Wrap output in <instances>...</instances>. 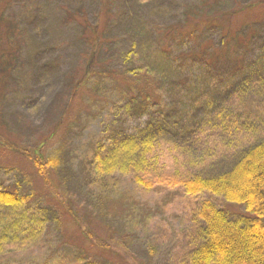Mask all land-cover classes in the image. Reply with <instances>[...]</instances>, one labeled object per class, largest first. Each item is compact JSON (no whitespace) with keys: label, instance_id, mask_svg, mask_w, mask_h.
I'll return each instance as SVG.
<instances>
[{"label":"rangeland","instance_id":"obj_1","mask_svg":"<svg viewBox=\"0 0 264 264\" xmlns=\"http://www.w3.org/2000/svg\"><path fill=\"white\" fill-rule=\"evenodd\" d=\"M258 1L256 9L230 15L221 26L194 32L201 33L200 38L190 36L191 28L184 29L189 16L220 18L229 8ZM129 2L144 22L135 23L141 28L133 32L127 30L128 15H132L126 7ZM261 4L262 0H0V186L24 195L23 209L42 214L44 225L39 237L8 253L0 264L84 260L187 264L200 234L197 208L203 199L212 198L232 218L246 215L240 205L209 193L188 195L182 186L154 183V176L143 172L154 183L152 188L136 183L131 173L100 177L93 172L92 157L110 137H130L142 129L151 132L152 127L160 129L165 139L174 140L186 132V122L181 126L186 119L180 113L188 94L178 97V110L169 118H163V105H145L144 113L132 117L135 92L118 90L131 80L115 78L116 72L126 68L132 48L149 47L139 54L145 59L150 45L158 51L208 47L211 73L234 83L229 82V94L225 88L217 90L216 110L205 105L194 110L198 116L203 109L212 116L226 108L244 113L238 121L230 117L240 131L231 138L223 129L211 130L203 154L195 152L191 158L173 141L154 139V154L159 164L170 166L160 173L163 177L173 172L214 175L231 168L245 147L264 136V92L262 87L254 88L264 72V61L250 64L264 47ZM246 64V77L234 76ZM83 74L89 75L80 88L77 84ZM202 76L214 83L209 84V92L222 83L208 73ZM245 78L250 95H233L243 87L238 81ZM194 84L190 77L187 85ZM38 148L58 156L49 172L51 184L34 164L33 151ZM200 158L204 164L198 163ZM188 159L196 166H190Z\"/></svg>","mask_w":264,"mask_h":264},{"label":"trees","instance_id":"obj_2","mask_svg":"<svg viewBox=\"0 0 264 264\" xmlns=\"http://www.w3.org/2000/svg\"><path fill=\"white\" fill-rule=\"evenodd\" d=\"M148 1L151 0H147V3ZM258 3L259 1L229 8L222 13L221 19L210 16H189L191 18L184 25L186 26L184 29L191 28L190 36L193 34L194 38H200L201 33L196 35V31L200 29L209 31L212 27L221 26L222 19L228 18L230 15L234 16L239 12L254 10L258 7ZM261 5H264V0H262ZM139 6L143 8L146 5L139 4ZM148 6L150 5L148 4ZM126 7L129 8L127 11L130 10L131 14H134V17L128 15L131 20L127 29L129 32H133L134 29L141 28L140 25H134L135 23L143 24L144 22L140 21L141 18H137L133 4L129 2ZM118 13H121V10ZM143 27L147 32H150L148 25H143ZM184 32L187 33L185 30ZM95 35L98 36L97 31ZM179 35L183 34L180 33ZM143 48L146 47L142 45L138 47L137 45V47L132 48L127 54L128 62L124 71L115 73L116 80L120 76L125 77V83H127L128 78L131 80L125 86H119L118 90L123 93L135 92L136 95L131 98L132 117L144 113L145 105H163L164 107H161L166 110L164 119L169 118V115L174 111L177 112L178 97H185L188 94V97L184 98L185 103L181 105L184 112L180 113L186 119L181 124L184 126L183 123L186 122V132L180 138L165 139L160 129L152 127L151 132H144L142 129L138 134L130 137H110L107 144L101 145L100 149L95 150L92 157L93 172L100 177L116 173H131L136 183L147 188H152L154 183H164L168 186L180 185L188 195L198 196L209 193L225 202L244 207L246 215L232 218L212 198L203 199L197 208V218L201 221L200 234L190 249L187 264H264V136L259 141L245 147L231 168L214 175L202 173L184 175L173 172V175L163 177L160 173H164L170 166L167 167L164 163L159 164L157 161L159 157L154 154L157 145L152 140H158V138L173 141L175 148L178 144L182 151H186L189 158L195 152L197 155L203 154L206 139L211 136L208 134L211 130L219 132L223 129L226 132L225 136L228 135L233 138L240 130L237 126L238 123L231 121L230 117H234L238 121L240 115L244 113L240 114L238 111L235 114L233 109L228 110L226 108L219 111L218 115L212 116L208 110L203 109L204 112L198 116L194 109H199L205 105L213 111L216 110L219 106L213 104L218 100V92L225 88L226 94H229L231 91L230 84L234 82H223L211 73L210 64L213 59L208 47L190 48L188 46L179 49L166 47L164 50L159 49L160 51H158L157 47L150 45V51H148L146 58L140 59L139 54L144 51ZM255 54L258 56L256 58L253 56L250 64L262 63L264 61V47L258 49ZM171 59L173 62L170 61ZM247 66L248 64L241 66L235 71L234 76L243 75L246 77L248 68L246 71L245 68ZM204 72L208 73L214 81L222 82L214 85L218 89L212 88L209 92V84L214 83L210 80H203ZM88 75L83 74L82 82L77 84V87L80 86L81 88L85 84ZM190 77L195 81L194 86L191 87L187 85ZM257 82L254 88L262 87L261 91L264 92V72L257 77ZM238 83L242 84L243 87L236 91L238 94L235 92L233 95L241 97L245 96L246 93L250 95L248 79L245 78ZM204 85H206L205 88ZM192 89L195 90L193 91L194 95L190 92ZM200 91L203 93L200 94ZM252 91L254 90L252 89ZM256 91L258 90L256 89ZM189 92L191 96H189ZM195 99L197 102H194ZM196 118L198 120L195 122L194 119ZM156 130L158 135L155 134ZM33 155L35 157L34 164L38 171L51 184L52 178L49 172L57 165L58 156L56 153L41 152L40 148L34 150ZM186 162L192 164L190 166H196L192 159H188ZM198 163L204 164V160L202 159L201 162L200 158ZM141 172L153 175L154 183L144 178ZM25 202L24 195L0 186V259L12 251H17L19 246L33 242L43 230L42 214L24 210ZM77 264L96 263L92 260L89 262L84 260Z\"/></svg>","mask_w":264,"mask_h":264}]
</instances>
